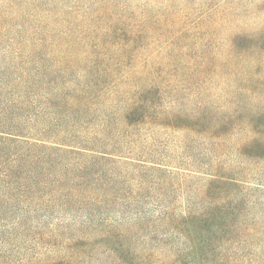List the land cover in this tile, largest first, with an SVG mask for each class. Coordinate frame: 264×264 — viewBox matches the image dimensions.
<instances>
[{
	"label": "rangeland",
	"instance_id": "rangeland-1",
	"mask_svg": "<svg viewBox=\"0 0 264 264\" xmlns=\"http://www.w3.org/2000/svg\"><path fill=\"white\" fill-rule=\"evenodd\" d=\"M1 4L8 5L0 9L10 17L8 26L14 29L0 38V50L31 46L23 41L27 32L34 34L38 30L46 35L66 32L73 54L80 56V68L88 64L92 69H110L104 75V97L98 109L95 107V120L86 129L77 128L74 135L77 134L78 141L110 146L109 150L120 143V154L126 157L122 160L134 164L138 163L136 159L143 160L150 164L148 167L161 163L166 166L163 170L168 169L170 173L161 174L163 178L154 191L148 185L141 192L143 199L138 204L132 206L129 198L122 203L115 202L120 206L112 207L114 215L107 213L106 205L98 204H91L90 211L80 208L54 217L33 211L25 217L15 214L0 223L2 261L10 264H200L176 258L175 252L184 250L187 242L180 235L166 236L170 229L159 217L170 209L178 218L189 207L202 205L199 201L204 198V187L209 180L204 174L205 168L226 167L232 173L244 170L247 181L244 192L253 201L251 219L257 220L252 222L264 225V163H252L237 156L238 134L215 140L197 133L202 131L201 127L193 132L179 124L180 120L196 122L203 114L234 113L235 107L225 92L232 90L235 79L221 63L239 36L244 37L240 40L242 46L260 43L259 37L264 34V0H0ZM23 23L27 32L17 33ZM11 38L16 41L10 42ZM95 48L101 55L99 59L92 57ZM197 67L211 71L201 75ZM151 87L156 89L153 118L166 112L169 114L166 116L177 121H170V125L149 123L127 127L122 124L127 102ZM32 98L26 102L32 106L26 114L6 113L8 101L12 103L18 98L11 95L2 99L0 118L10 117L8 124L18 128L26 126L25 132L31 135L37 133L30 128L51 126L55 132L47 136L53 140L68 136L59 131H69L71 127L62 124L58 117L43 120L39 116L40 103H33ZM108 125L109 132L105 129ZM72 140L77 142L76 137ZM110 168L117 167L98 164L92 175L101 174L105 179L101 182L106 184L111 177H118ZM147 172L127 166L123 177L142 174L149 180L152 172ZM121 216L126 222L120 221ZM90 217L94 220L90 228L88 225L65 228L72 222L79 225ZM57 228L65 235L57 236L54 233ZM79 228L87 233L81 234V238L66 239ZM93 229L111 234L99 235ZM221 240L216 243L218 248L226 238ZM221 255L225 259H220L218 264H264V231L228 242Z\"/></svg>",
	"mask_w": 264,
	"mask_h": 264
},
{
	"label": "trees",
	"instance_id": "trees-1",
	"mask_svg": "<svg viewBox=\"0 0 264 264\" xmlns=\"http://www.w3.org/2000/svg\"><path fill=\"white\" fill-rule=\"evenodd\" d=\"M21 17L23 22V15ZM10 21V17L0 9V38L14 29L8 26ZM21 30L27 32L24 23L19 25L17 33L21 34ZM27 33L23 41L30 43L31 46L20 45L14 51L9 48L0 50V102L13 95L18 99L12 103L8 101L6 113L16 111L26 114L32 107L27 104L28 100L33 96V103H40L42 112L39 116L43 120L51 118L54 120L58 117L62 124L71 127L70 130L73 131L60 130L59 133H66L68 136L53 140L47 136L49 132H55L51 126L44 129L30 128L37 133L31 135L25 132L26 126L18 128L8 124L10 117L0 118V223L13 218L15 214L25 217L30 211L43 212L49 217H54L55 214L74 213L80 208L90 211L91 204H98L106 205L107 208L105 206L104 208L107 213L114 215L112 207L117 205L115 202L122 203L129 198L132 206L138 204L139 200L143 199L141 192L146 190L148 185L152 186L151 190L154 191L156 184L163 178L161 174L163 176L170 174L168 169L166 172L163 170L166 166L155 163L148 167L149 163L139 159L135 160L137 164L126 162L124 161L126 157L120 154L122 153L120 143L109 150L107 147L110 146L87 144L82 140L78 141L77 134L74 135L79 126L86 129L87 125H91L95 120V107L98 109V104L104 97L106 82L104 75H108L110 69L100 66L99 69H92L88 64L80 68L78 64L80 56L73 54V47H70L72 42L66 41L69 36L66 32H56L57 35L41 34L38 30L34 34ZM56 37L58 40H55ZM239 37L232 46H229L226 60L221 63L235 79L232 90L225 92V97L235 107L234 113H227L224 116L218 112L213 116L208 113L203 114L196 122L180 120L179 124L193 132H197V128L201 127L202 131L197 133L206 134L215 140H222L225 135L238 134L240 140L235 147L237 156L252 163L262 164L264 34L259 37L260 43L252 46H242L240 40L244 37ZM15 41L16 38H11L10 42ZM91 53L92 57L98 59L101 56L98 55L97 48ZM197 70L201 75L209 71L207 67L204 70L197 67ZM155 91L153 87L148 88L140 96L128 101L122 124L127 127L149 123L170 125V121L173 123L177 121L171 116H166L165 114H168L166 112H160L158 118H153ZM110 128V125L105 126L108 132ZM71 133V137H76L77 142L69 138ZM101 163L117 167L110 169L112 174L117 173L118 177L115 179L111 177L106 184H102L101 181L105 179L101 178V174L92 175L97 165ZM127 166L136 171L152 172L149 180L142 174L123 177ZM205 169L207 170L204 174L209 180L204 187V198L198 200L202 205L199 208L189 207L178 218L175 211L167 209L166 212L160 213L159 219L170 229L166 236L180 235L187 242L184 250L175 252L176 258L189 259L194 263L198 261L200 264H218L219 260L224 258L221 253L228 242L250 238L253 234L259 235L264 231V225L252 222L257 220L251 219L253 207L250 206L253 201L244 192L247 189L244 170L232 173L225 170L226 167ZM88 213L93 216L91 212ZM86 219L88 221L79 225L72 222L65 228L80 225H88L90 228L94 225L91 217ZM120 221L126 222L122 216ZM43 228L49 230L47 225ZM93 231L99 235L111 234L110 231L100 233L96 229ZM54 233L57 236L65 235L59 232L58 228ZM86 233L87 231L79 228L76 234H71L66 239L81 238V234ZM222 238H226V241L218 248L219 245L216 243L222 241ZM0 264L10 262L2 261L0 258Z\"/></svg>",
	"mask_w": 264,
	"mask_h": 264
}]
</instances>
